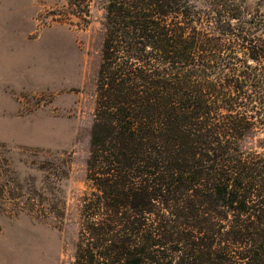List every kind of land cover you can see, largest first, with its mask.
Masks as SVG:
<instances>
[{"label":"trees","instance_id":"obj_1","mask_svg":"<svg viewBox=\"0 0 264 264\" xmlns=\"http://www.w3.org/2000/svg\"><path fill=\"white\" fill-rule=\"evenodd\" d=\"M262 8L107 0L72 264H264Z\"/></svg>","mask_w":264,"mask_h":264},{"label":"rangeland","instance_id":"obj_2","mask_svg":"<svg viewBox=\"0 0 264 264\" xmlns=\"http://www.w3.org/2000/svg\"><path fill=\"white\" fill-rule=\"evenodd\" d=\"M106 3L0 0V264L74 262Z\"/></svg>","mask_w":264,"mask_h":264}]
</instances>
